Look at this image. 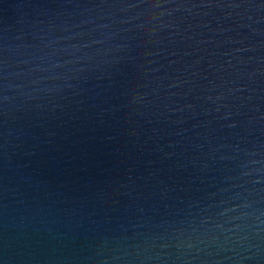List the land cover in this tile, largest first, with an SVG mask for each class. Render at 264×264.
Segmentation results:
<instances>
[{"label": "water", "instance_id": "obj_1", "mask_svg": "<svg viewBox=\"0 0 264 264\" xmlns=\"http://www.w3.org/2000/svg\"><path fill=\"white\" fill-rule=\"evenodd\" d=\"M0 264H264V0H0Z\"/></svg>", "mask_w": 264, "mask_h": 264}]
</instances>
